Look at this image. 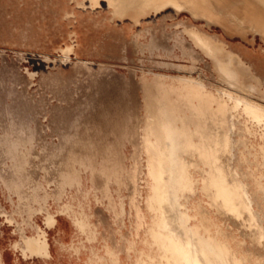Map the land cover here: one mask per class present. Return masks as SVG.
Instances as JSON below:
<instances>
[{
	"label": "rangeland",
	"instance_id": "374dc122",
	"mask_svg": "<svg viewBox=\"0 0 264 264\" xmlns=\"http://www.w3.org/2000/svg\"><path fill=\"white\" fill-rule=\"evenodd\" d=\"M83 1L0 0V203L54 205L69 196L67 190L79 193L86 184L101 199L92 205L110 212L115 230L119 209L109 201L128 207L127 238L140 176L148 180L144 210L153 216L154 197L162 188L156 165L148 166L154 161L148 124L143 144L147 105L159 104L161 119L160 104L169 102L159 93L157 77H166L167 83L174 79L180 91L171 109L181 97L205 105L198 80L216 96L232 90L264 106V35L214 22L212 11L205 19L167 7L134 22L126 16L136 19L142 11L138 6L119 14V2L106 0L113 18L106 2L92 8ZM220 1H236L239 8L248 6L264 17L262 0ZM90 2L94 6L97 0ZM66 47H71L68 59L60 52ZM216 58L235 73L232 80L222 74ZM189 119L183 115L173 121L175 157L167 160V189L173 198L192 191L184 154L202 151L207 137L187 124ZM240 121L255 130L254 144L264 143V126L245 115ZM157 130L163 134L161 126ZM72 202L88 205L84 192L65 206ZM209 215L233 245L242 240L241 251L264 258V242L252 235L246 220L220 219L210 210ZM138 225L141 229L140 219Z\"/></svg>",
	"mask_w": 264,
	"mask_h": 264
},
{
	"label": "bare ground",
	"instance_id": "6f19581e",
	"mask_svg": "<svg viewBox=\"0 0 264 264\" xmlns=\"http://www.w3.org/2000/svg\"><path fill=\"white\" fill-rule=\"evenodd\" d=\"M115 1L119 2V14H123L128 7L138 6V12L142 10L136 19L126 16L134 22L143 15L167 7L187 11L192 16H200L198 18H205L207 11H212L217 14L214 22L219 19L224 21V26L258 31L264 35V17L248 6L239 8L236 1ZM261 2L264 4V0ZM106 3L113 16V7ZM70 51L71 47L60 49L65 59L69 58ZM206 51L211 55L208 49ZM216 60L222 74L232 80L235 73L221 60ZM197 86L205 105L181 97V104L175 109H171L166 102L160 104L161 119L150 112L148 114L147 141L154 158V161L148 162V166L152 169L156 165L155 171L162 188L154 197L156 216L150 210L143 211L144 232L138 236V241H128L127 251H134L136 246L138 264H264V258L248 249H239L245 244L242 240L233 245L223 226L209 215L210 210L220 219L246 220L252 235L258 242H264V143L254 144L255 130L240 121V117L245 115L247 121L264 126V106L232 90H223V95L216 96L200 80ZM183 115H189L191 120L187 124L204 130L207 137L202 143V151L191 149L184 154L190 163L188 178L192 191L185 195L177 194L173 198L167 189V160L175 157L174 133L177 130L174 128V118H182ZM160 126V133L163 134L157 130ZM234 134H237L236 138ZM261 139H264V132L261 133ZM198 191L206 197L204 214L199 212V203L191 201V195ZM88 193L84 190L86 198ZM71 205L77 204L72 202ZM50 220L52 216L48 218ZM194 221L195 224L192 223Z\"/></svg>",
	"mask_w": 264,
	"mask_h": 264
},
{
	"label": "crops",
	"instance_id": "0c3cea01",
	"mask_svg": "<svg viewBox=\"0 0 264 264\" xmlns=\"http://www.w3.org/2000/svg\"><path fill=\"white\" fill-rule=\"evenodd\" d=\"M102 1L106 2L97 0L93 6L90 0H84L83 5L97 8L101 7ZM157 80L160 95L169 100L167 104L173 106L176 94L180 92L173 85L174 79H171L172 83H167L166 77L158 76ZM149 112L158 117L159 104L155 108L147 105L143 144ZM138 181L140 186L138 192H135L136 197L133 196L138 201L130 202L134 212L131 233L127 238L125 226L128 207L109 201L112 208L119 209L115 230L110 222V212L105 211L104 207L92 205L93 202L99 203L101 199L86 184L79 193L72 188L67 190L69 196H63L54 205L16 206L0 203V264H136V246L130 252L127 247L128 241H138V236L145 229L143 200L148 182L146 174L140 176ZM84 190L89 192L86 198L88 205L65 206L72 197L82 199ZM191 196L192 202L199 203V211L201 207L205 209L206 197L200 191ZM51 216L52 220L48 221ZM192 223L195 224L196 221Z\"/></svg>",
	"mask_w": 264,
	"mask_h": 264
}]
</instances>
